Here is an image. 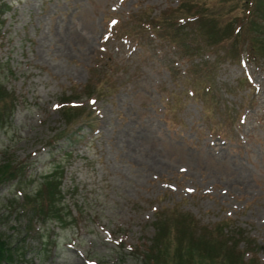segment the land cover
<instances>
[{"label":"rangeland","instance_id":"obj_1","mask_svg":"<svg viewBox=\"0 0 264 264\" xmlns=\"http://www.w3.org/2000/svg\"><path fill=\"white\" fill-rule=\"evenodd\" d=\"M181 1L0 0V85L14 97L0 162L24 164L0 186V233L14 251L1 264H151L157 217L173 213L198 231L220 226L264 263V57L250 59L241 31L236 47L202 46L195 19L181 30L192 57L189 46L126 34ZM244 4L213 17L234 27ZM207 61L203 92L204 75L185 70ZM63 99L77 106L65 112ZM56 170L69 215L34 216L29 230L25 194Z\"/></svg>","mask_w":264,"mask_h":264},{"label":"trees","instance_id":"obj_2","mask_svg":"<svg viewBox=\"0 0 264 264\" xmlns=\"http://www.w3.org/2000/svg\"><path fill=\"white\" fill-rule=\"evenodd\" d=\"M240 2L245 3V16L234 27H231L228 23L222 24L217 18L213 17V15L220 14L219 10L223 9L227 4H229L230 8H234ZM195 3L196 6H194ZM208 16L214 28L211 26V29H206ZM155 18H153V21H141L139 25L129 27V31L126 34H134L139 44L145 42L147 35H154L158 39L168 41L175 48H180V50L189 46L190 57H192L193 52L191 50L196 49L193 46L195 40L190 39V44L189 38L181 30L188 26L187 22L195 19L196 25H189L194 26V30L203 37L202 46L219 47L226 44V38H231L230 46L236 47L240 36L238 33L241 31L245 36L250 59L258 60L260 57H264V0H218V3L214 5L205 3L204 0H183L175 7L173 12L159 17L156 21ZM228 30L230 34H227ZM226 49L228 50L226 54H228L229 47ZM210 64V61L200 63L194 69L195 74L189 68L187 71L185 70L186 78L188 77V79H195L196 71L204 75L208 84L205 83L201 87L203 92L211 88L210 80H213L212 73L215 63L212 67H210ZM196 65L197 63L192 67L194 68ZM243 78L248 84L251 82L249 77L243 76ZM195 84L196 82H194V87L187 89V92L194 94L197 90ZM13 99V93L6 90L5 86L0 85V124L10 114L13 108ZM58 104L65 112H69L72 107L77 106L76 102L64 99ZM23 170L24 164L22 163L12 160L1 161L0 186L4 182L19 176ZM61 178L62 170H56L41 183L35 193L25 194L26 199L24 203L22 202L23 206L21 208L23 211L26 210L29 214L31 213L28 225L29 230L34 226V216L43 223L48 219H54L59 224L65 222L69 211L67 213L63 211V207L59 204L63 196L60 187ZM162 218L167 220H162ZM196 227V221L192 218H186L182 214L173 213L164 215V217H161V215L157 217L155 234L144 252L147 260L151 264H264L255 261L252 256L246 257L245 252L237 251L233 238L225 239L220 226L217 227L218 230L215 234L205 227L199 228V231ZM13 254L11 243L0 233V264L11 260Z\"/></svg>","mask_w":264,"mask_h":264}]
</instances>
